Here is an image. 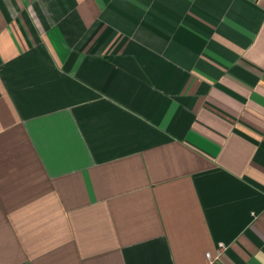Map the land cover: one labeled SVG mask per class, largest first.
<instances>
[{
    "label": "crops",
    "instance_id": "0c3cea01",
    "mask_svg": "<svg viewBox=\"0 0 264 264\" xmlns=\"http://www.w3.org/2000/svg\"><path fill=\"white\" fill-rule=\"evenodd\" d=\"M0 264H264V0H0Z\"/></svg>",
    "mask_w": 264,
    "mask_h": 264
}]
</instances>
